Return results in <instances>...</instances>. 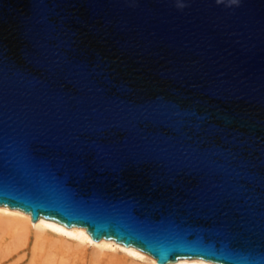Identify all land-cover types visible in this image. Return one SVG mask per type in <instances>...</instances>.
I'll list each match as a JSON object with an SVG mask.
<instances>
[{
  "label": "water",
  "instance_id": "95a60500",
  "mask_svg": "<svg viewBox=\"0 0 264 264\" xmlns=\"http://www.w3.org/2000/svg\"><path fill=\"white\" fill-rule=\"evenodd\" d=\"M0 205L264 264V0H0Z\"/></svg>",
  "mask_w": 264,
  "mask_h": 264
},
{
  "label": "bare ground",
  "instance_id": "6f19581e",
  "mask_svg": "<svg viewBox=\"0 0 264 264\" xmlns=\"http://www.w3.org/2000/svg\"><path fill=\"white\" fill-rule=\"evenodd\" d=\"M0 249L13 264H158L149 254L117 242L90 237L84 227H68L0 205ZM165 264H219L196 257H181Z\"/></svg>",
  "mask_w": 264,
  "mask_h": 264
},
{
  "label": "rangeland",
  "instance_id": "374dc122",
  "mask_svg": "<svg viewBox=\"0 0 264 264\" xmlns=\"http://www.w3.org/2000/svg\"><path fill=\"white\" fill-rule=\"evenodd\" d=\"M3 255H4V252H3V250L1 251V249H0V259L3 257ZM14 260L15 259H11L9 261H5V260H2V261H4L3 264H13Z\"/></svg>",
  "mask_w": 264,
  "mask_h": 264
},
{
  "label": "clouds",
  "instance_id": "9594fccd",
  "mask_svg": "<svg viewBox=\"0 0 264 264\" xmlns=\"http://www.w3.org/2000/svg\"><path fill=\"white\" fill-rule=\"evenodd\" d=\"M180 7L182 8V7H184V5H181Z\"/></svg>",
  "mask_w": 264,
  "mask_h": 264
}]
</instances>
